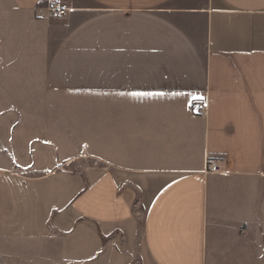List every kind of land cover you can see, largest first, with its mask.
I'll return each mask as SVG.
<instances>
[{
    "label": "crops",
    "instance_id": "1",
    "mask_svg": "<svg viewBox=\"0 0 264 264\" xmlns=\"http://www.w3.org/2000/svg\"><path fill=\"white\" fill-rule=\"evenodd\" d=\"M41 2L9 0L41 56L2 63V96H89L0 111V237L79 264H264V0Z\"/></svg>",
    "mask_w": 264,
    "mask_h": 264
},
{
    "label": "rangeland",
    "instance_id": "2",
    "mask_svg": "<svg viewBox=\"0 0 264 264\" xmlns=\"http://www.w3.org/2000/svg\"><path fill=\"white\" fill-rule=\"evenodd\" d=\"M40 10L37 9L35 15L36 18H46L39 14ZM41 26L27 19L24 14L18 12L11 4L9 0H0V70L5 69V65L2 63L9 58L10 60H35L41 56L40 46V32ZM31 58V59H30ZM12 68H9L10 70ZM26 69V68H25ZM34 69V68H31ZM6 70L5 76L13 75L12 71ZM5 72V71H4ZM8 86V84H6ZM11 91L13 97L2 96L0 92V111L5 110L8 107H24L26 108V114L21 116L25 119L33 117V111L39 108H51L52 106L65 108L68 103L76 101H82L81 95L89 96V94L81 93H57L49 94L45 93L40 85L32 84L26 86V97H19V93ZM18 96V97H17ZM21 96V95H20ZM83 99V98H82ZM67 110V109H65ZM30 113V114H28ZM66 114V113H65ZM9 118V121H5L7 126L15 124L17 122L16 115H0L1 119ZM80 117V116H78ZM36 117H34L35 119ZM27 123V122H26ZM9 125V128L12 126ZM39 127V125H37ZM23 125L16 128L21 130ZM0 129L2 127L0 126ZM37 134V132H34ZM81 135H79L80 137ZM82 149V148H81ZM83 150V149H82ZM81 150V153H83ZM1 152V151H0ZM143 211L141 212L142 215ZM140 215V216H141ZM138 229L142 224V219H138ZM53 233H56L58 238H62V233L55 230L52 226L50 228ZM242 230V228H241ZM262 231L261 227L254 230L251 229V233ZM241 233V232H240ZM264 233V232H261ZM260 233V235H262ZM64 234V232H63ZM19 236V237H18ZM48 238L41 236H5L0 237V264H79L77 262L66 261L63 255L52 256L49 254L50 248H57L58 244L52 243ZM124 240L121 242L116 241V249L121 250L123 248ZM50 247V248H49ZM55 250V249H53ZM123 252V251H122ZM61 254V253H58ZM257 261V259H254ZM253 259H251L252 263ZM133 262H137L136 259ZM213 264V263H212Z\"/></svg>",
    "mask_w": 264,
    "mask_h": 264
},
{
    "label": "built area",
    "instance_id": "3",
    "mask_svg": "<svg viewBox=\"0 0 264 264\" xmlns=\"http://www.w3.org/2000/svg\"><path fill=\"white\" fill-rule=\"evenodd\" d=\"M72 8L70 0H42V2L37 6V9L40 10L39 14L48 19H64L68 16ZM205 107V105H201L199 103H195L193 105L195 110L202 112L205 110ZM219 169L218 162L209 158L207 170L217 172Z\"/></svg>",
    "mask_w": 264,
    "mask_h": 264
}]
</instances>
